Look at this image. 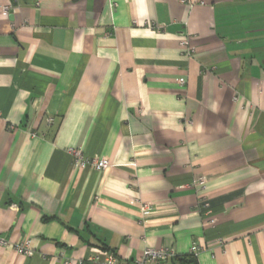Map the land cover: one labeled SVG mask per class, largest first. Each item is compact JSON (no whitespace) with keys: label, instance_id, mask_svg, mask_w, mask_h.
<instances>
[{"label":"crops","instance_id":"0c3cea01","mask_svg":"<svg viewBox=\"0 0 264 264\" xmlns=\"http://www.w3.org/2000/svg\"><path fill=\"white\" fill-rule=\"evenodd\" d=\"M1 239L0 264H264V0H0Z\"/></svg>","mask_w":264,"mask_h":264},{"label":"built area","instance_id":"2783aa9c","mask_svg":"<svg viewBox=\"0 0 264 264\" xmlns=\"http://www.w3.org/2000/svg\"><path fill=\"white\" fill-rule=\"evenodd\" d=\"M183 3H186L188 0H180ZM4 12H9V8H5ZM48 123H53V118L48 119ZM33 137H37L36 134H32ZM70 154L74 158V163L76 166H78L80 169H85L87 167H92L96 169L99 172L105 171L108 167H110V162L106 158H100V159H89L87 158L84 153L80 149H73L70 150ZM206 183V179L204 177H198L193 185L194 186H200L204 187ZM143 211L150 212L151 207L148 205H145L143 207ZM0 244L3 246L8 245V242L1 239ZM20 253H22L24 256L31 258L34 256V251L30 248V241H26L19 247ZM103 255L105 256L104 264H116L117 258L114 255V253L110 251H104ZM190 255H192L196 260L199 256V248L197 246H194L191 250ZM176 258V254L173 250L170 249H152L147 248L145 252L143 253L142 257L133 264H171V260ZM94 262H99V258L93 259ZM65 264H71L70 262L66 261Z\"/></svg>","mask_w":264,"mask_h":264},{"label":"trees","instance_id":"16d2710c","mask_svg":"<svg viewBox=\"0 0 264 264\" xmlns=\"http://www.w3.org/2000/svg\"><path fill=\"white\" fill-rule=\"evenodd\" d=\"M170 263L171 264H197V260L192 255H188V256L176 257L173 260H171Z\"/></svg>","mask_w":264,"mask_h":264}]
</instances>
